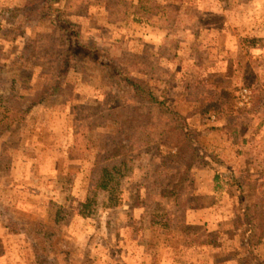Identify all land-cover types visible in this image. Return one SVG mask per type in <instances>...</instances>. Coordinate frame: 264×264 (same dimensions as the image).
Instances as JSON below:
<instances>
[{
	"label": "rangeland",
	"instance_id": "1",
	"mask_svg": "<svg viewBox=\"0 0 264 264\" xmlns=\"http://www.w3.org/2000/svg\"><path fill=\"white\" fill-rule=\"evenodd\" d=\"M36 1L0 0V120L5 95L35 94L58 66ZM106 1L55 2L83 42L164 91L243 189H214L213 170L196 167L171 197L184 162L168 153L116 165L115 122L133 95L92 66L71 69L0 138V264H264V0H152L141 15L159 21L146 24L116 20Z\"/></svg>",
	"mask_w": 264,
	"mask_h": 264
},
{
	"label": "trees",
	"instance_id": "2",
	"mask_svg": "<svg viewBox=\"0 0 264 264\" xmlns=\"http://www.w3.org/2000/svg\"><path fill=\"white\" fill-rule=\"evenodd\" d=\"M56 0H37L39 18L49 21L56 32L60 43L58 66L54 72L45 79L41 88L33 95H5L9 98L11 106L6 108L0 120V138L15 124L23 121L29 112L40 103L59 95L64 87L62 79L74 69L82 71L87 66L102 71L107 78L117 81L123 90L130 91L133 95L128 114L121 115L116 120L118 132L122 137L115 141L113 162L116 165L128 166L143 153H155L163 157L166 153L181 159L184 162L182 172L173 182L168 191L171 197H179L185 190L189 175L194 168L207 167L213 170L214 182H218L214 189L221 188V183L231 184L241 193L243 186L234 175L233 168L218 154L206 151L198 141V135L190 127L188 118L168 105V98L163 91L157 95L149 84L139 78L131 76L121 65L122 59L110 55L97 45L85 43L80 38L79 26L72 21L65 12L56 6ZM152 0H134L130 5L124 0L106 1V9L111 17L116 20H132L139 24L150 21L157 23L159 18L143 16L141 12L148 9ZM145 4V5H144ZM147 4V5H146ZM140 6V7H139ZM148 6V7H146ZM163 7H157L158 12ZM23 81V89H29L27 79ZM221 103L217 100L215 104ZM227 100L226 112L233 111ZM212 109V107H211ZM211 109L203 111L209 114ZM217 114L222 109L214 108Z\"/></svg>",
	"mask_w": 264,
	"mask_h": 264
}]
</instances>
